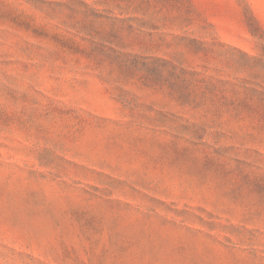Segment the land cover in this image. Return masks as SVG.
Segmentation results:
<instances>
[{
	"label": "rangeland",
	"instance_id": "obj_1",
	"mask_svg": "<svg viewBox=\"0 0 264 264\" xmlns=\"http://www.w3.org/2000/svg\"><path fill=\"white\" fill-rule=\"evenodd\" d=\"M79 1L250 56L218 46V99L183 105L0 0V264H264V0Z\"/></svg>",
	"mask_w": 264,
	"mask_h": 264
},
{
	"label": "trees",
	"instance_id": "obj_2",
	"mask_svg": "<svg viewBox=\"0 0 264 264\" xmlns=\"http://www.w3.org/2000/svg\"><path fill=\"white\" fill-rule=\"evenodd\" d=\"M27 1L36 9L64 16L55 27L78 42L58 39V52L67 50L83 55L97 68L106 64L121 77H138L146 87H167L183 105L218 99V78L208 74L209 60L217 58L218 46L227 47L231 56H250L216 40L208 42L185 34H171V41L164 38L167 35L158 38L157 23L139 18L137 13L130 15L126 10L115 15L117 5L102 10L79 0ZM64 10L71 14L65 15ZM194 62L201 69L192 67Z\"/></svg>",
	"mask_w": 264,
	"mask_h": 264
}]
</instances>
